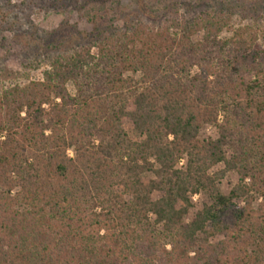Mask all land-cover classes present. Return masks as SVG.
<instances>
[{"label": "trees", "instance_id": "1", "mask_svg": "<svg viewBox=\"0 0 264 264\" xmlns=\"http://www.w3.org/2000/svg\"><path fill=\"white\" fill-rule=\"evenodd\" d=\"M136 1L171 25L126 33L112 15L41 81L0 92V264H264V14L225 37L229 10Z\"/></svg>", "mask_w": 264, "mask_h": 264}, {"label": "rangeland", "instance_id": "2", "mask_svg": "<svg viewBox=\"0 0 264 264\" xmlns=\"http://www.w3.org/2000/svg\"><path fill=\"white\" fill-rule=\"evenodd\" d=\"M107 2V9L100 12L91 10V18L94 23L88 21L85 10L92 9L98 2ZM114 0H0V92L13 87H24L33 81H41L43 73L50 69V65L59 58H67L82 47L89 46L97 41L101 32H105L110 26L109 18L116 15L114 27L120 31L130 33L128 29L137 27L141 22L145 24L144 31L149 34L160 32L162 28L171 25L170 14L163 5L156 6L158 13L143 8V3L136 0H118L121 8H114ZM185 2L187 0H176ZM189 1V0H188ZM200 11L229 10L227 14L230 26L223 32V36L229 37L232 30L253 25L256 21H262L264 14V0H199ZM98 3V4H97ZM184 4H182L183 6ZM112 6V8L110 7ZM257 10H252V7ZM110 7V10L108 9ZM245 7V8H244ZM243 9H245L243 11ZM186 17L195 14L184 11ZM230 15V16H229ZM196 18V16H195ZM264 19V18H263ZM202 33L195 38L200 40ZM93 49V53H96ZM138 78V76H137ZM69 91L74 94L71 84ZM223 117L219 118L221 123ZM129 135L137 139L132 128L126 126ZM218 129L215 125H206L200 139H216ZM98 144V140L95 141ZM68 155L73 157V152ZM184 166V161L180 167ZM220 165L213 171L222 169ZM238 175L229 173L220 183L219 189L223 194H228L238 183ZM155 194L154 199H158ZM193 207L185 218L189 223L196 213L209 203L208 197L200 193L192 198ZM260 202V201H258ZM238 204L243 206V202ZM257 205V203H256Z\"/></svg>", "mask_w": 264, "mask_h": 264}]
</instances>
